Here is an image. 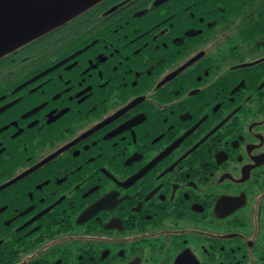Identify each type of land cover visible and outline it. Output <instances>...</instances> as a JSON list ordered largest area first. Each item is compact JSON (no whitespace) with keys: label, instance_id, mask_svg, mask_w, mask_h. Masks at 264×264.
Masks as SVG:
<instances>
[{"label":"flooded vegetation","instance_id":"flooded-vegetation-1","mask_svg":"<svg viewBox=\"0 0 264 264\" xmlns=\"http://www.w3.org/2000/svg\"><path fill=\"white\" fill-rule=\"evenodd\" d=\"M0 264H264V0H97L1 56Z\"/></svg>","mask_w":264,"mask_h":264},{"label":"water","instance_id":"water-1","mask_svg":"<svg viewBox=\"0 0 264 264\" xmlns=\"http://www.w3.org/2000/svg\"><path fill=\"white\" fill-rule=\"evenodd\" d=\"M97 0H0V57L52 31Z\"/></svg>","mask_w":264,"mask_h":264},{"label":"trees","instance_id":"trees-1","mask_svg":"<svg viewBox=\"0 0 264 264\" xmlns=\"http://www.w3.org/2000/svg\"><path fill=\"white\" fill-rule=\"evenodd\" d=\"M78 14H79V13H78ZM76 15H77V14H76ZM76 15H75V16H76ZM75 16H73L72 18H74ZM72 18H71V19H72ZM71 19H69L68 21H66V22L62 23V24H61V25H59L57 28H59V27H60V26H62L63 24H66V23L70 22V20H71ZM55 29H56V28H55ZM55 29H53V30H55Z\"/></svg>","mask_w":264,"mask_h":264}]
</instances>
